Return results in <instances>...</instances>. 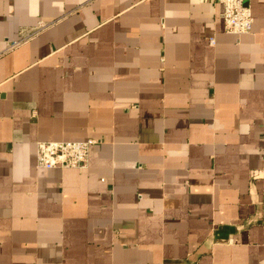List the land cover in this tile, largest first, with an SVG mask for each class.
<instances>
[{"label":"crops","instance_id":"crops-1","mask_svg":"<svg viewBox=\"0 0 264 264\" xmlns=\"http://www.w3.org/2000/svg\"><path fill=\"white\" fill-rule=\"evenodd\" d=\"M0 0V264H264V0ZM213 37V42L210 38ZM96 139L86 167L36 141Z\"/></svg>","mask_w":264,"mask_h":264},{"label":"built area","instance_id":"built-area-1","mask_svg":"<svg viewBox=\"0 0 264 264\" xmlns=\"http://www.w3.org/2000/svg\"><path fill=\"white\" fill-rule=\"evenodd\" d=\"M212 1L220 2L223 6V22L226 31L241 34L251 30L253 17L249 0ZM46 25L45 22H39L31 30L7 40L5 45L0 48V55L26 42ZM210 41L213 42V37L210 38ZM94 143H96V139L93 137L81 140H37L35 165L42 167H86L89 149Z\"/></svg>","mask_w":264,"mask_h":264}]
</instances>
